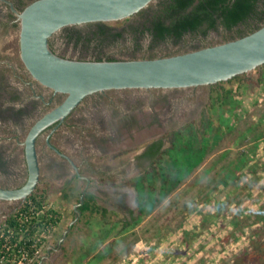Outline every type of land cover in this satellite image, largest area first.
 Returning <instances> with one entry per match:
<instances>
[{
  "label": "crops",
  "instance_id": "obj_1",
  "mask_svg": "<svg viewBox=\"0 0 264 264\" xmlns=\"http://www.w3.org/2000/svg\"><path fill=\"white\" fill-rule=\"evenodd\" d=\"M258 98L256 106H263V96ZM244 101L246 97L239 101L236 111H226L225 116L231 117L233 123L242 116L246 118L247 115H237L249 104ZM262 114L259 112L251 118L264 125ZM199 116L201 120L202 115ZM196 120L192 118L188 122ZM188 122L170 134L155 132L149 137L144 133L134 143L129 140V147L138 148L124 150L123 156L112 161V169L121 170L118 174L91 178L95 191L88 192L95 195L96 206H89L75 222L77 189L72 179L63 184L55 181L53 189L50 186L48 200L65 207L52 206L60 212V221L37 264H198L199 252L195 258L187 254L213 242L212 237L200 242L205 233L232 236L237 214L246 207L256 208L255 199L264 190V175L259 184L251 189L247 186L251 177L248 166L254 162L242 167L236 159V152L249 148L241 137L251 134L247 127L236 129L235 126L233 130L223 126V138L214 144V133L204 135L201 129L197 132L198 141L204 135L208 147L203 148L202 156L197 148L193 152L201 159L176 163V155L183 153L175 149L174 159L165 152L164 159L156 163L158 156L147 153L152 144L162 140L160 152L166 151L180 142L175 131ZM195 126L199 129L201 124ZM184 133L181 131L182 143L188 135ZM263 147L259 148L258 156L264 157ZM101 164L106 168L110 165L109 161ZM181 166L185 170L179 177V170H175ZM137 247H143V251L137 254ZM124 248L127 254H122ZM177 248L187 250L180 254L176 253Z\"/></svg>",
  "mask_w": 264,
  "mask_h": 264
},
{
  "label": "rangeland",
  "instance_id": "obj_2",
  "mask_svg": "<svg viewBox=\"0 0 264 264\" xmlns=\"http://www.w3.org/2000/svg\"><path fill=\"white\" fill-rule=\"evenodd\" d=\"M32 1L33 0H26L27 3ZM160 1L161 0H153L146 8H144L147 10L144 14H136L130 17V19L104 23L107 27H111L115 31L117 30L127 33L129 32V29L132 30L137 26L142 25L147 19L148 12L155 8ZM6 10V6H3L2 3H0V185L11 187L17 186L27 179L28 171L26 169L25 148L23 143L32 124L40 118L45 111V105L42 98L33 97L32 95L42 94L48 99L52 90L35 81L36 83L34 87L36 93H34L32 87L23 82L24 80L22 81L21 76L33 81L34 79L28 74L20 57V24L19 26H16L10 23ZM80 29L81 31L90 34L91 37H94L95 31L98 30V26L84 24L80 25ZM66 33V31L60 30L51 37L50 45L52 49L64 57L90 60H95L96 56H102L104 59H107L108 57H115L118 59H140L169 56L194 50L195 47L222 43L225 38L224 31L221 29L210 31L207 35L201 34L195 36L188 34L179 43H175L174 41L153 43L148 34H144L140 38L138 44L133 41L131 35L126 34L118 40L109 38L104 42H101L99 38H94L93 41L78 42L75 39L67 38ZM261 74L264 76V65L260 66V68L244 73L240 78L233 79L230 82L224 81L222 84L173 89H111L102 94L96 95L99 99H97L96 102H92L93 99L89 98L78 106L67 119L65 125L61 127L60 133L54 137L52 143L57 145L68 155L79 159L80 157L76 155L77 148L74 146L75 142L81 140L82 137L84 141L86 135L93 134V130L90 126L94 124V121L92 120L93 115H90V117H88L90 119H87L84 113L86 109H88V111L97 112L96 114H98L100 112L99 110L104 107L115 112L137 108H146L145 110L147 111L152 108V110L157 109L166 112V108H174L183 100L184 103L182 106L185 104L194 106L192 115L186 114L187 116L185 115L184 118L173 125L163 124L159 132L170 134L168 132L178 128L181 124L190 121L192 118L197 119L194 121L195 125H200L201 120L199 115H202L205 111L208 114L207 109L212 100L211 97L220 100L221 93L225 88L231 90V95H236L238 100H242V97H246L244 104L247 102L249 104H246L243 109L238 111L237 115L247 116L246 118L242 116L241 119L237 120L236 129L240 127H248L256 121L255 118L251 117H254L255 114L257 115L259 112L264 113V99L262 101L263 106L257 107V104H255V100L259 99L258 97L263 96L264 98V94H261L264 93V80L261 86H250L249 84L252 83V80L261 76ZM245 83H248V85ZM111 99L113 101H111ZM89 102H92L95 106L94 110L89 108ZM153 126V128H155L157 124H153ZM157 131L158 130H154V132L148 131L146 133L154 134ZM70 133L71 138H68V134L70 135ZM66 135L68 141H61L60 138ZM182 139L183 138H181V143ZM37 149L41 167L40 181L44 184H51L50 186H52L53 189L55 181L58 180L57 182L63 184L70 182L72 179V183L77 189L74 201L78 203L80 196L87 185L85 178L76 177V175H74V170L70 166H67L65 174L61 175L59 178H55L56 171L51 168L50 160L61 161L60 156L46 144L45 136L39 139ZM183 149L185 152L184 146L182 147V150ZM123 153L124 152L114 153L109 156L105 155L103 157H92V155H89L88 151H83L82 156L92 158V167H96L95 165L99 166L101 165L100 163L109 161V167L112 168V161L117 158V156H123ZM180 157L182 158L183 156L181 155ZM177 162L178 161L176 160V163ZM177 170H179L178 176L180 177L185 169L181 166L179 168L177 167L175 172ZM80 171L81 175L89 178H95L96 176L94 173H89L85 166H83ZM88 190L95 191V186L89 184ZM22 203L23 201L20 200L11 202L0 199V206H5V209L1 214L0 224ZM48 204L51 207H56V209L65 207L58 206V204L56 205V203H53L50 200H48ZM70 205L71 203L69 204V207ZM211 237L215 239L212 243L207 245V247H197L192 249L193 251L191 250L187 255L190 257L194 256L195 258L196 253L199 252V256L196 257V260L199 261L198 264H218L219 259L221 260L220 257L226 255L222 248L228 244L233 237L227 238L226 236L222 237L220 233L208 232L200 238V242L205 239H210ZM142 249L143 247H137L135 252L138 254ZM122 251L126 252L122 254H127L125 248Z\"/></svg>",
  "mask_w": 264,
  "mask_h": 264
},
{
  "label": "water",
  "instance_id": "obj_3",
  "mask_svg": "<svg viewBox=\"0 0 264 264\" xmlns=\"http://www.w3.org/2000/svg\"><path fill=\"white\" fill-rule=\"evenodd\" d=\"M152 1L34 0L20 12L11 3L20 24V57L26 70L41 85L55 94H65V98L30 127L23 143L27 179L22 186L15 188L0 185L1 200L25 201L34 192L41 179L37 149L39 135L53 124L63 123L87 96L111 89H173L213 85L264 65V25L233 40L154 58L76 59L59 55L50 45L51 37L66 26L127 19ZM48 143L51 145L49 137ZM61 155L75 166L69 156ZM76 170L81 177L79 170ZM82 177L87 185L75 204L77 215L73 222L82 215L80 206L85 202L91 183V178Z\"/></svg>",
  "mask_w": 264,
  "mask_h": 264
},
{
  "label": "trees",
  "instance_id": "obj_4",
  "mask_svg": "<svg viewBox=\"0 0 264 264\" xmlns=\"http://www.w3.org/2000/svg\"><path fill=\"white\" fill-rule=\"evenodd\" d=\"M26 4L27 2L24 1L22 9L27 6ZM146 11V9H143L137 14H144ZM9 15L11 18H17L12 11H10ZM13 24L19 26V20ZM90 24L98 26V30L95 31L94 37L81 31L80 25L66 26L61 30L67 32V38L75 39L78 42L93 41L94 38H99L101 42L109 38L118 40L126 34L131 35L133 41L138 44L140 38L144 34H148L153 43L164 41L179 43L188 34L195 36L201 34L207 35L210 31L221 29L225 34V42L242 37L264 25V0H161L155 8L148 12L147 19L142 25L132 30L129 29L127 33L115 31L111 27H107L104 22L86 23V25ZM205 46L195 47L194 50ZM103 59L104 57L102 56H96L95 58V60ZM107 59L119 60L115 57H108ZM242 76L243 74L237 75L233 79ZM231 80H228V82ZM263 80L264 76L261 74V76L252 80V83L249 84L250 86H261ZM222 83H224V81L217 84ZM245 84L248 85V83ZM211 98L212 100L207 109L208 114L206 111L203 112L201 127L199 129L196 128L194 122H188L179 130L175 131V133L178 134L177 138L180 142L174 143L172 147L162 153L160 152L163 145L162 140L152 144L147 153L158 156L156 163L164 159L162 156L165 152L170 154L174 159L175 149L176 151H183L182 158L180 157V152L178 157L176 155L177 161L184 160V162H190L191 160H199L202 158L201 156L205 154V149L203 148L208 147L207 138L204 137V135L210 131L213 132L215 135L213 143L218 144L219 139L223 138V126L234 130L237 120L233 123L232 118L226 117L225 113L228 110L231 112L234 110L236 111L240 107V100L237 99L236 95L232 96L231 90L226 88L221 93L220 100L213 97ZM214 115H218V119H216ZM262 115H264V113ZM201 129L204 130V135L202 137L203 139L198 141L197 132ZM247 129L248 133L251 135L242 136L241 138L243 142L247 141V147L249 148L244 151L236 152L238 154L236 159L239 166L241 165L242 167L245 165L248 166L250 163L254 162L252 165L248 166V172L251 174V177L247 186L251 189L254 185L259 184L264 175V157L258 156L259 153H257L261 145H264V125L254 122L249 125ZM181 131L188 133L186 141L183 144L181 143V136L183 135ZM259 131L263 132L259 134ZM183 146L185 152L184 149L182 150ZM196 148L198 151H202L201 156L199 155L201 158L199 159L196 157L198 154L193 153ZM49 193L50 185L40 181L34 192L25 200V210L29 209L32 203L37 210L47 211V216H45L46 223L57 226L61 214L55 208H48ZM255 200L256 208L246 207L237 214L234 222L235 231H233V235L230 236L233 237V239L231 238L230 242L222 248L226 255L220 257L221 260L219 259L218 264H264V190L260 191V196ZM91 205L96 206L95 195L92 192H87L85 195V202L80 206L82 213ZM9 222L14 224L12 217H10ZM183 250L182 248H177L176 253L181 254Z\"/></svg>",
  "mask_w": 264,
  "mask_h": 264
},
{
  "label": "flooded vegetation",
  "instance_id": "obj_5",
  "mask_svg": "<svg viewBox=\"0 0 264 264\" xmlns=\"http://www.w3.org/2000/svg\"><path fill=\"white\" fill-rule=\"evenodd\" d=\"M24 1L26 0H0V3H2L3 6H6L7 17L10 23L13 24L14 22L18 20V18H11L9 15L10 11H12L13 13H15L17 17V12H15L12 9L11 3L13 4L14 8L20 12L21 10H23L22 7L24 4ZM28 4L29 3H27L26 5ZM30 77L34 79L31 75ZM21 79L22 81L24 80L23 82H25L26 84H29L32 87L33 92L36 93V90L34 87L36 83L35 79L33 81V80L25 79L22 76H21ZM105 91H108V90H105ZM105 91L96 92L94 94L87 96L78 106H80L82 103L87 101V99L89 98L93 99L92 102L93 101L96 102L98 99L96 95L102 94ZM51 92L52 93L50 94V96H48V99H46V97H44L42 94L32 95L33 97L42 98V101L44 102V105H45V111L43 113L47 112L48 110L52 109L53 107L61 103L63 99L65 98V94H62V93L55 94L53 91ZM111 101L113 100L111 99ZM92 102H89L88 106L89 108L94 110L95 106L93 105ZM183 103L184 101L182 100V102L178 103L176 107L166 108V112H162L157 109L152 110L151 106H150L151 110L149 111L145 110L146 108H142V109L137 108V109H132V110H123L120 112L111 111L109 108L104 107L101 110H99L100 112L98 114H96L97 112L88 111V109H86L84 113L87 119H90L88 117H90V115H93L92 120L94 121V124L90 125L93 130L92 131L93 134L86 135L85 136L86 139L84 141L82 137L81 140H78L75 142L74 146L77 148L76 155L80 157L79 158L80 160L78 158L72 157L68 155L67 153L63 152L57 145L52 143V140L54 139V137L60 133L61 127L65 125L67 119L72 115V113L75 110L69 116H67V118L65 119L63 123L61 124L55 123L51 125L50 127H48L47 129H45L39 135L37 143L41 137L45 136L46 144L57 155L60 156L61 161L50 160L51 168H53L56 171L55 178H59L61 175L65 174V170L67 166L68 167L70 166L74 170V175H77L76 168L79 170V173L81 175L80 170L83 166H85L89 173H94V175L98 177H112L113 173L118 174L119 173L118 171H121V170L117 168L112 169L111 167H108V168L103 167L101 163H100L101 165L99 166L95 165L96 167H92L91 166L92 158L87 157V156H82V152L88 151L89 155H92V157L94 156L103 157L105 155L109 156L114 153L122 152L124 150H135L138 148V146L135 145V146L129 147L130 145L128 144L129 140L132 141V143H134L138 135H141V134L143 135L144 133L148 131L154 132V130L155 131L158 130L157 132H159L163 124L173 125L174 123H178V121L184 118L186 114L192 115L194 106L190 104H185L182 106ZM153 124H157V126L153 128L154 127ZM48 137H49V141L51 145H49L48 143ZM68 138H71V133L70 135L68 134ZM68 138L66 135L64 137H61L60 140L63 142H66L68 141L67 140ZM61 153H64L65 155L69 156L74 161L75 166L72 165L71 161L66 156L61 155ZM25 162H26V159H25ZM26 169H27V163H26ZM82 176L83 175H81V177ZM77 177L79 178L78 175ZM25 181L21 182L17 186H11V187L7 186V187L8 188L19 187V186H22L25 183ZM11 202H14V201H11ZM4 209H5V206H0V218H1V214L3 213Z\"/></svg>",
  "mask_w": 264,
  "mask_h": 264
},
{
  "label": "built area",
  "instance_id": "obj_6",
  "mask_svg": "<svg viewBox=\"0 0 264 264\" xmlns=\"http://www.w3.org/2000/svg\"><path fill=\"white\" fill-rule=\"evenodd\" d=\"M24 202L0 224V264H37L57 227L45 222L46 210L32 203L25 210Z\"/></svg>",
  "mask_w": 264,
  "mask_h": 264
}]
</instances>
